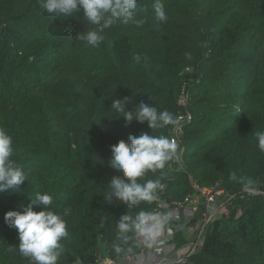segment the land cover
Segmentation results:
<instances>
[{"label":"trees","instance_id":"16d2710c","mask_svg":"<svg viewBox=\"0 0 264 264\" xmlns=\"http://www.w3.org/2000/svg\"><path fill=\"white\" fill-rule=\"evenodd\" d=\"M154 2L138 0L134 20L105 29L92 47L78 37L95 27L82 12L56 17L39 0H0V127L12 137L11 159L29 173L16 193H0V264H30L4 214L23 211L38 192L53 196L52 210L70 209L58 264L93 263L102 249L112 259L139 252L138 239L132 253L112 250L116 223L159 204L104 199L112 177L123 178L108 164L111 146L142 132L171 137L173 125L126 123L110 108L124 97L129 108L142 102L175 118L192 114L178 149L184 167L169 162L140 182L167 183L170 202L193 182H220L233 195L230 215L208 227L195 264H264V152L255 136L264 131V0H162L168 19L159 23ZM232 173L258 187L244 191ZM177 240L188 242L182 233Z\"/></svg>","mask_w":264,"mask_h":264},{"label":"clouds","instance_id":"9594fccd","mask_svg":"<svg viewBox=\"0 0 264 264\" xmlns=\"http://www.w3.org/2000/svg\"><path fill=\"white\" fill-rule=\"evenodd\" d=\"M40 7L49 15L56 17L74 18V14L82 12V18L94 28L78 34L79 39L92 47H98L104 40L103 32L115 23L127 24L133 21L138 11V0H39ZM155 20L166 22V14L162 0L153 4ZM137 24L141 21H136ZM158 23L156 26H158ZM188 58L190 54H186ZM139 62L141 57L136 56ZM129 98L111 99V109L122 117L126 123L137 121L147 123L149 129H162L176 124V118L168 110H158L155 106L139 103L135 108H129ZM258 148L264 152V131L255 133ZM12 137L0 127V193H16L17 189L28 180L29 173L24 167L11 159L13 152ZM179 144L174 138L166 135H153L142 132L138 136L130 135L127 141L121 139L111 146V158L108 164L122 177H112L104 199L111 203L113 199L137 206L141 202H154L157 190L161 187L160 180L140 178L147 173H156L165 169L166 165L179 160ZM163 175V173H161ZM231 180L240 184L244 191L255 190L258 181L249 176L231 174ZM34 205L40 210L35 211ZM53 196L47 192L36 193L35 198L23 208V211L9 210L4 214V221L18 232L19 252L24 257L31 258L35 264H58V258L63 252L60 241L68 237L65 216L70 209L63 213L52 210ZM170 217L141 210L135 215H122L116 223V236L112 242V250L116 254L132 253L130 242L142 239L147 247L165 243L160 237L167 229Z\"/></svg>","mask_w":264,"mask_h":264},{"label":"built area","instance_id":"2783aa9c","mask_svg":"<svg viewBox=\"0 0 264 264\" xmlns=\"http://www.w3.org/2000/svg\"><path fill=\"white\" fill-rule=\"evenodd\" d=\"M189 70V69H188ZM181 100L187 108L190 96L184 89ZM192 119V114L185 113L176 117V124L171 129V137L179 144L184 132V126ZM179 160L170 162V167L183 168V159L180 152ZM161 187L157 190L156 201L159 208L156 213L167 214L170 217L167 229L160 239L163 244L147 247L142 239H138L139 252L122 259H112L102 249L100 257L93 263H84L78 260L72 264H195L193 257L204 243L208 227L220 217L230 215L233 195L220 182L208 186H200L192 183L193 189L184 199L168 201L165 198L168 185L160 182ZM201 206H204L199 219L192 223ZM182 233L186 244H179L177 235ZM30 264H35L31 259Z\"/></svg>","mask_w":264,"mask_h":264}]
</instances>
